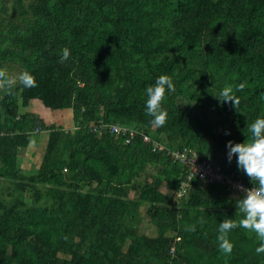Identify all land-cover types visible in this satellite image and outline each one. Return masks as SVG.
<instances>
[{
    "label": "trees",
    "instance_id": "16d2710c",
    "mask_svg": "<svg viewBox=\"0 0 264 264\" xmlns=\"http://www.w3.org/2000/svg\"><path fill=\"white\" fill-rule=\"evenodd\" d=\"M11 63L37 86L0 101V264H264L242 228L230 255L219 249L243 194L176 159L253 187L226 145L264 116V0H0V67ZM162 74L175 90L157 127L145 90ZM244 82L238 110L215 97ZM110 126L134 131L130 144ZM46 135L37 171L23 172L20 151Z\"/></svg>",
    "mask_w": 264,
    "mask_h": 264
},
{
    "label": "clouds",
    "instance_id": "9594fccd",
    "mask_svg": "<svg viewBox=\"0 0 264 264\" xmlns=\"http://www.w3.org/2000/svg\"><path fill=\"white\" fill-rule=\"evenodd\" d=\"M70 55V50L65 47L60 62L67 61ZM18 85L33 88L37 86V81L29 71L13 75L7 68L0 67V90L11 93ZM245 87L246 82L235 86L226 84L215 97L222 105L226 102L232 103L238 110L240 101L235 93L243 91ZM174 90V79L168 74L160 75L153 85L146 88V115L152 118L150 122L154 126L161 127L166 124L168 111L163 105L167 94ZM246 129L248 134H245L247 138L244 142L228 141L226 145L228 161L231 162L233 157L236 158L238 168L247 175L253 187L236 186L243 193L236 199V216L240 218L236 220L226 217L219 224L217 241L221 253L225 255H230L233 251L234 244L229 238V233L237 228L254 233L259 242L255 252L257 255L264 254V116L255 119ZM200 223H203L202 218ZM185 230L193 232L196 230V225H189Z\"/></svg>",
    "mask_w": 264,
    "mask_h": 264
},
{
    "label": "built area",
    "instance_id": "2783aa9c",
    "mask_svg": "<svg viewBox=\"0 0 264 264\" xmlns=\"http://www.w3.org/2000/svg\"><path fill=\"white\" fill-rule=\"evenodd\" d=\"M102 129H104V127ZM95 130H97V127ZM109 132L114 134V135H117V136H118V134L126 136L130 132V137H128L126 139V144H130L131 139L135 135L134 131H129L125 128L121 129L117 126H110ZM99 134H102V132L100 131ZM144 140H145V142H149V137H145ZM156 147H158V146H156ZM176 157H177L176 159L181 158L180 161L184 162L185 165L188 166L189 169L191 170L190 179L197 176L202 181H204L205 184L207 182H209V183H220L224 186H227L228 191H231L235 194H243L236 187L237 185H243L241 182L234 180V178L232 176H228V175L224 174L219 169L215 168L213 166V164L210 163L209 161L199 162V160L197 159L196 156H193L192 158H188L187 154L184 155L183 157H180V155H177Z\"/></svg>",
    "mask_w": 264,
    "mask_h": 264
},
{
    "label": "rangeland",
    "instance_id": "374dc122",
    "mask_svg": "<svg viewBox=\"0 0 264 264\" xmlns=\"http://www.w3.org/2000/svg\"><path fill=\"white\" fill-rule=\"evenodd\" d=\"M7 69L9 70L10 73H12L13 75L18 74L20 72H23V70H21L18 66L14 65V64H10L7 66ZM3 94H4V90H0V101L3 98ZM73 128H70V126L68 128H66L65 130L71 131ZM47 138L48 136H41V138H39L38 143H34L32 142L28 148L21 150L20 151V156H19V167L21 168V170L25 173H35L38 169V167L40 166L43 154H44V149L46 147L47 144ZM196 156V155H193ZM145 176H143L140 179V182L143 183L145 181ZM7 186V184H0V191L2 188H4V186ZM204 185V184H203ZM1 197V196H0ZM29 202H32V198H29ZM142 214L144 215L145 213V209L142 208L141 209ZM141 233L148 235V236H155V232L154 229L151 225H148L145 221H142L140 223L139 226Z\"/></svg>",
    "mask_w": 264,
    "mask_h": 264
},
{
    "label": "crops",
    "instance_id": "0c3cea01",
    "mask_svg": "<svg viewBox=\"0 0 264 264\" xmlns=\"http://www.w3.org/2000/svg\"><path fill=\"white\" fill-rule=\"evenodd\" d=\"M205 185V184H204Z\"/></svg>",
    "mask_w": 264,
    "mask_h": 264
}]
</instances>
